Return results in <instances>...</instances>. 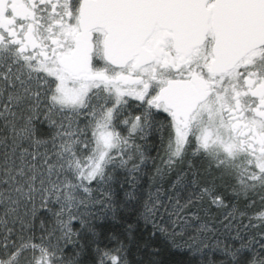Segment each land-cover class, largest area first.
<instances>
[{"label": "snow or ice", "instance_id": "1", "mask_svg": "<svg viewBox=\"0 0 264 264\" xmlns=\"http://www.w3.org/2000/svg\"><path fill=\"white\" fill-rule=\"evenodd\" d=\"M0 264H264V0H0Z\"/></svg>", "mask_w": 264, "mask_h": 264}]
</instances>
